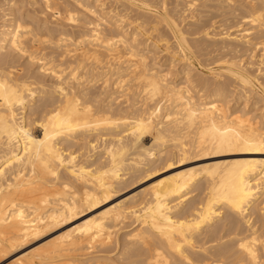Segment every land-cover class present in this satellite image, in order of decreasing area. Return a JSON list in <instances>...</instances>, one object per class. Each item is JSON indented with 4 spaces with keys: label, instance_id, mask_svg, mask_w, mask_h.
<instances>
[{
    "label": "bare ground",
    "instance_id": "bare-ground-1",
    "mask_svg": "<svg viewBox=\"0 0 264 264\" xmlns=\"http://www.w3.org/2000/svg\"><path fill=\"white\" fill-rule=\"evenodd\" d=\"M12 1H0V259L109 204L129 180L158 166L179 168L193 155L236 153L250 158L172 173L151 193L144 190L141 196L131 193L118 199L100 215L21 252L11 263L120 264L97 254L133 219L139 228L127 234L124 247L118 242L123 247L120 259L116 257L120 262L136 258L130 264H264V159L252 157L264 155V133L251 122L244 125L243 115L240 121L236 115L228 117L233 82L218 79L225 75L237 81L243 91L236 96L244 98L245 107L253 97H264V82L228 58L217 70L207 69L214 81L193 79L196 66L189 55L200 47L191 40L197 48L191 50L180 19L169 11L166 17L157 13L154 4L164 9L165 0H115L117 6L108 12L105 0H71L75 6L65 5L64 10V1L41 0L42 14L48 11L54 20L92 27L80 35L53 29L47 20L36 29L31 23L35 16L21 12L19 1ZM198 1L189 0L187 8H195ZM235 1L244 14L238 19L264 28V0H230L228 5ZM133 7L142 13L131 15ZM236 28L220 38L245 42L249 49V30ZM165 29L176 38L177 53ZM161 48L172 60L179 57L182 68L177 70L172 60L168 68L159 64L155 51L160 54ZM24 57L27 65H20ZM33 63L38 73L31 70ZM258 86L263 94L251 96ZM115 97L121 108L114 107ZM139 104L142 111L135 113ZM197 189L203 190L204 202L188 204L186 196L178 202ZM223 214L227 218L218 223Z\"/></svg>",
    "mask_w": 264,
    "mask_h": 264
},
{
    "label": "rangeland",
    "instance_id": "rangeland-1",
    "mask_svg": "<svg viewBox=\"0 0 264 264\" xmlns=\"http://www.w3.org/2000/svg\"><path fill=\"white\" fill-rule=\"evenodd\" d=\"M0 1H2V0H0ZM14 2L16 1V0H13ZM12 1V2H13ZM17 1H19L18 3H20V4H18V5H21L20 6V9H21V12L23 11V12H27V14L29 13V15H30V17H34L35 18V20H34V18L32 19V21H31V23H32V25H33V27H35L36 29L38 28L37 26H39V24L41 23V21L42 20H47V21H49V26L51 27V28H53V29H57V30H59V29H62V31H69V33L70 32H72L71 34H73V35H80V34H83V33H86V32H88L89 31V27L90 28H92L91 26H89L88 27V29H87V26H82V25H72V24H68L67 22L66 23H64L65 21H58V20H54L53 19V17L51 16V14H50V12H48V11H45V13L44 14H42L41 12H43V10H42V1L41 0H39V2H40V4L38 5H36L35 3H34V0H17ZM24 1V2H23ZM60 2L62 1H64L63 2V4H62V2H61V4H62V6H60V9H63L64 10V7H65V5L66 6H68V8L69 9H72L75 5H73L72 4V2H71V0L69 1V0H59ZM108 1V2H107ZM105 0L104 2L106 3V5H108V6H106V10H105V12H108L109 10L108 9H114L116 6H117V4H116V1L115 0ZM113 1H115V2H113ZM151 1H153V0H151ZM180 0H165V2L167 3L166 4V6H165V8L164 9H162L163 7H160L161 5H157V4H154V5H156V6H158L159 8H157L158 10H157V13L158 14H164V13H166V12H170V16L171 17H173V18H177V20H179L180 21V28H181V30H183L182 32H184L185 33V35L187 36V38H188V41L189 42H191L190 43V45H192V42L194 41L195 43H196V46H199L200 47V50L201 51H199V52H194V54H192L193 52H191V54L189 55L192 59H193V61H194V66H196V69L194 68V71H192L193 73H191V76L193 77V79H200V78H204V79H207V80H209V78H210V80L211 81H214L215 79V77H213L210 73V71H208L207 69H215V70H217L218 69V67L219 66H217L218 64H219V62L220 61H223L224 59H226V58H228L229 60H234V62H236L237 61V63H240L241 64V66L242 67H244V68H247L248 69V71L250 70L251 71V73H255V75H253L254 77L256 76V78L260 81V82H264V74L263 75H261L262 73H264V69L262 68L263 67V64L261 65V63H260V60H259V58H260V53H261V48H263L262 47V45H261V41H262V43H264V40H262V36L264 37V28H257V27H255V26H253V25H249V24H247L246 22L244 23V21L243 20H240V19H242V17H243V11H242V8H241V6L240 5H242L241 3H238V5H237V1H235V2H233V6H231V4H229L228 5V3L230 2V0L229 1H227V0H222V1H225V2H222V1H213V0H207V1H205V0H201V2H203V1H205V2H207L206 4H205V2L204 3H201V2H197V6H195V8L194 7H192L191 9H188L187 8V4L189 3V0H186V1H183V0H181L180 2H179ZM148 2H149V0H148ZM173 2H175V3H173ZM183 2H185L184 4H183ZM67 3H69V4H67ZM110 3V4H109ZM215 3V4H214ZM216 3H217V5H216ZM218 3H221L222 5H220V4H218ZM225 3L230 7V8H228V6L227 5H225ZM171 4V5H170ZM183 6H182V5ZM205 4V5H204ZM209 4H213V5H209ZM235 4H236V6H235ZM1 5V4H0ZM23 5V6H22ZM153 5V4H152ZM202 5V6H201ZM209 5V6H208ZM37 6V7H36ZM40 6V7H39ZM179 6V7H178ZM186 6V7H185ZM204 6V7H203ZM211 6V7H210ZM215 6H217V7H215ZM235 6V7H234ZM24 7V8H23ZM27 7V8H26ZM72 7V8H71ZM108 7V8H107ZM112 7H114V8H112ZM177 7V8H176ZM201 7V8H200ZM213 7V8H212ZM1 8V7H0ZM35 8V9H34ZM39 8V9H38ZM173 8V9H172ZM175 8V9H174ZM188 9V12H186L185 13V15L187 16H183L182 15V18H180V16H181V14H183L182 12H183V10H186L187 11V9ZM237 8V9H236ZM24 9V10H23ZM38 9V10H37ZM41 9V10H40ZM166 9V10H165ZM215 9V10H214ZM231 9H233L232 11H230ZM36 10V11H35ZM108 10V11H107ZM171 10V11H170ZM214 10V11H213ZM239 10V11H238ZM32 11H34V12H32ZM41 11V12H40ZM130 11H131V15H136V14H141L142 12L139 10V9H135V7H133V9H130ZM179 11V12H178ZM211 11V12H210ZM219 11V12H218ZM46 12H48L47 14H46ZM134 12V13H133ZM175 14H174V13ZM225 12V13H224ZM227 12H229V13H231V14H229V13H227ZM235 12V13H234ZM240 12V13H239ZM7 13H9V11L7 12ZM121 13H124V12H121ZM178 13V14H177ZM207 13H209L208 15H206ZM224 13V14H223ZM227 13V14H226ZM233 13V14H232ZM40 14V16H37V15H39ZM50 14V15H49ZM215 16H213V15ZM222 14V15H221ZM34 15V16H33ZM46 17H45V16ZM174 15H176V17L174 16ZM219 15V16H218ZM223 15L225 16V17H223ZM238 15V16H237ZM164 16H165V14H164ZM168 16V15H167ZM36 17H37V20H36ZM91 17V16H90ZM166 17V16H165ZM211 17V18H210ZM237 19H236V18ZM241 17V18H240ZM2 18H3V16H2V14L0 13V26H2L1 25V23H2ZM48 18V19H47ZM52 19V21H51V19ZM202 18H204V19H202ZM234 18V19H233ZM238 18H240V19H238ZM4 19V18H3ZM30 19V18H29ZM40 19V20H39ZM196 19V20H195ZM216 19V20H215ZM224 19V20H223ZM231 19H232V21H231ZM53 20H54V22H53ZM230 20V21H229ZM233 20L235 21V22H233ZM37 21V22H36ZM56 21V22H55ZM178 21V22H179ZM209 21V22H208ZM227 21V22H226ZM237 21H238V23H237ZM222 22V23H221ZM228 22H229V24H228ZM240 22V23H239ZM64 25H63V24ZM212 23V24H211ZM37 24V25H36ZM242 24V25H241ZM57 25V26H56ZM69 25H71V26H69ZM221 25V26H220ZM238 25H240L241 26V28L240 29H243V30H249V32H250V44H249V49L248 48H245L246 46H248V45H246L245 44V42H237V43H231V42H229V40H222L221 38H220V36L221 35H223V33H225V32H227L228 31V33H231L232 31H235V30H237V28H236V26H238ZM59 26H61V27H59ZM63 26V27H62ZM67 26V27H66ZM163 26V25H162ZM199 26V27H198ZM231 26V27H230ZM74 27V29H72ZM79 27V28H78ZM84 27V28H83ZM164 27V26H163ZM163 27H161V28H163ZM234 27V28H233ZM64 28V29H63ZM83 28V29H82ZM203 28V29H202ZM206 28V29H205ZM207 28H208V30H207ZM250 28V29H249ZM253 28H256V30L255 29H253ZM70 29H72V30H70ZM84 29H85V31H84ZM164 29V28H163ZM186 29H187V31H186ZM252 29H253V31H252ZM79 30V31H78ZM207 30V31H206ZM38 31V30H37ZM61 31V30H60ZM67 31V32H68ZM76 31V32H75ZM167 31V32H166ZM230 31V32H229ZM164 32H166L167 34H168V30L167 29H165V31ZM199 34H198V33ZM256 32V33H255ZM196 33V35H194ZM210 34V35H209ZM257 34V35H256ZM169 35V40H170V42H169V44L173 47V48H171V49H175V51L176 50H178V46L176 45L177 43V40H176V38L174 37V36H171V34H168ZM173 35V34H172ZM207 35V36H206ZM172 37V39L173 40H171V37ZM258 36V37H257ZM260 37V40L258 39ZM197 39V40H196ZM176 40V41H175ZM191 40H193V41H191ZM259 40V41H258ZM258 41V42H257ZM226 42V43H225ZM260 42V44H258ZM176 43V44H175ZM194 43V44H195ZM217 43H219V44H217ZM223 43V44H222ZM194 44L191 46V50L193 49L194 51L197 49L196 48V46H194ZM216 44H217V46H216ZM222 44V45H221ZM231 44H233V45H231ZM224 45H225V47H224ZM229 45H231V46H229ZM256 45V46H255ZM170 46V47H171ZM193 47H195V48H193ZM231 47V48H230ZM238 47V48H237ZM254 47V48H253ZM255 47H257L258 49H255ZM222 48V49H221ZM251 48V49H250ZM224 49V50H223ZM231 49V50H230ZM236 50V49H238V50H236L235 52L233 51V50ZM244 49V50H243ZM253 49V50H252ZM162 50H163V48H161L160 50H159V52H162ZM227 50V51H226ZM246 50V51H245ZM247 50H248V53H247ZM250 50V51H249ZM257 52H256V51ZM173 51V50H172ZM255 51V52H254ZM259 51V52H258ZM156 52V54L158 55H156L155 53V55L157 56V58H159V59H157V62H159V64H160V62H161V65H165V66H163L164 68L166 67V68H168V64H170V62H172L173 61V64L174 65H177V70H179V67H181V66H179V65H182L183 66V62H180V59H179V57H177V58H175V60H172L171 59V55H167V53L165 52V51H163L162 53H158V50L157 51H155ZM176 53H177V51H176ZM236 53V54H235ZM241 53V54H240ZM253 53V54H252ZM259 55H258V54ZM164 54V55H163ZM174 54V53H173ZM163 55V56H162ZM195 55V56H194ZM204 55V56H203ZM176 56H177V54H176ZM179 56V55H178ZM240 56H241V59H240ZM204 57V58H203ZM255 57H257V58H255ZM57 58V57H56ZM223 58V59H222ZM196 59V60H195ZM204 59V60H203ZM215 59V60H214ZM250 59V60H249ZM254 59V60H253ZM26 58L24 57V59L22 60V58H21V63H20V65H22V64H24V65H27L26 63ZM169 60V61H168ZM172 60V61H171ZM177 60V61H176ZM179 60V61H178ZM210 60V61H209ZM24 61H25V63H24ZM174 61H176V62H174ZM205 61H208V62H205ZM179 62V63H178ZM196 62V63H195ZM198 62V63H197ZM245 62V63H244ZM249 62V63H248ZM257 62V63H256ZM183 63V64H182ZM213 63V64H212ZM251 63V64H250ZM36 66H35V65ZM199 64V65H198ZM68 64H66L65 66H64V68L67 66ZM252 65V66H251ZM256 65V66H255ZM31 66H32V68H31V70L34 72V70L38 73V65L36 64V63H33V64H31ZM203 66V67H202ZM206 66V67H205ZM247 66V67H246ZM258 66V67H257ZM37 68V69H36ZM182 68V67H181ZM260 70H259V69ZM262 68V69H261ZM206 69V70H205ZM251 69H253V70H251ZM263 70V71H262ZM69 71V69L66 71V72H68ZM122 71H123V69H122ZM219 71H221V70H219ZM262 71V72H261ZM200 72L202 73V74H200ZM209 74H208V73ZM257 72V73H256ZM261 72V73H260ZM35 73V72H34ZM196 73V74H195ZM199 75H198V74ZM206 75V76H205ZM203 76V77H202ZM206 78H205V77ZM114 77H116V76H114ZM113 77V80L114 79H116V78H114ZM199 77V78H198ZM209 77V78H208ZM223 77V76H222ZM51 78H49L48 79V81H53L52 79L50 80ZM174 79V77H172V80ZM228 79V80H227ZM263 79V80H262ZM177 80V79H176ZM176 80H175V83L176 84H178L177 82H176ZM218 80H222V81H224V82H226V83H228L229 85L231 84V82H233L230 86V90H229V93L228 94H230V92H232V91H234V93L232 92L230 95V97H231V99L228 101L227 100V102H228V106H229V108H231L230 109V111H229V114H228V117H230L229 115H231V118H234L235 116L234 115H236V119H238V121H240V120H242L241 119V117H243V120H245L246 122H244L243 120H242V122H243V124L244 123H249V122H251L249 125H251L252 126V128L254 127V125H255V127L256 128H254V129H257L258 131V133H260V134H262V133H264V97L263 98H260V97H253V99H252V101L249 103V107L247 106V107H245V105H243V104H245V100H244V98H243V100H242V98L241 99H239L238 100V97L236 96L238 93H240V92H242L243 91V89H242V87L241 86H239V84L237 83V81L236 80H234L233 81V79L231 80V77H225V75H224V77H223V79L222 78H219ZM230 80V81H229ZM229 81V82H228ZM237 85V86H236ZM236 87V88H235ZM241 87V88H240ZM233 88V89H232ZM258 89V90H257ZM261 90V87H256V88H254V93H252L251 94V96H254V94H255V92L256 93H258V94H260L261 92V94H263V89ZM242 90V91H241ZM257 90V91H256ZM114 91V90H113ZM109 92H111L112 93V91H110L109 90ZM235 94V95H234ZM260 94V95H261ZM233 95H234V97H233ZM116 97L118 96V95H115ZM114 98V101H113V105H114V103H115V105H114V107H116V106H118L117 108H121V105H118V104H120V103H118V101H117V98ZM229 97V98H230ZM235 97H237V98H235ZM235 98V100H233ZM228 99V98H227ZM257 99L259 100V101H257ZM232 100V101H231ZM237 100V101H236ZM241 101V102H240ZM261 101V102H260ZM234 102V103H233ZM240 102V103H239ZM255 102H257V106L255 105ZM259 102V103H258ZM117 103V104H116ZM254 103V104H253ZM262 103V104H261ZM236 106H235V105ZM255 105V106H254ZM123 107V106H122ZM138 107V108H137ZM137 107L135 108V109H137V110H135L134 112L135 113H137V112H141L140 111V108H141V104H139V105H137ZM140 107V108H139ZM243 107H245V109L243 108ZM139 109V110H138ZM243 109V110H242ZM134 110V109H133ZM238 110H240V111H238ZM238 114H237V113ZM240 114V115H239ZM248 114V115H247ZM241 115H243V116H241ZM245 115H247V116H245ZM234 116V117H233ZM239 116H241V117H239ZM238 117V118H237ZM239 118H240V120H239ZM247 118H249V119H247ZM247 120H249V121H247ZM251 120V121H250ZM253 124V125H252ZM245 125V124H244ZM249 125H247L246 124V126H249ZM250 127V126H249ZM257 127H259V128H257ZM261 129V130H260ZM93 139V138H92ZM97 143V142H96ZM231 154V155H230ZM233 154H235V155H233ZM195 156V157H194ZM193 157H194V159L191 157V161H189L188 160V162L186 161L185 163H180V166H179V168H174L175 167V165L174 166H165V165H163V167H157L156 169H154L153 170V172H150V173H147V174H144V175H141L140 177H138V179L137 178H135V179H132V180H129V182H127L125 185H124V187H122L120 190H119V192H118V195H117V197L114 199V200H111L110 202H109V204H106V205H104V206H101V207H99L98 209H95V210H92V211H88V212H84V213H82V214H80V215H78L77 217H75V218H73L72 220H70L67 224L65 223L64 225H62V227L61 226H59V227H57L56 229H54V230H52V231H50L48 234L49 235H44V236H42V237H40V238H38V239H35V240H33V241H30L29 243H28V245L27 246H25L23 249H21V250H19V251H17V252H14V253H12V254H9L8 256L6 255V256H2L1 257V259H0V264H12L11 262H13V259H14V257H16L17 255H19V254H21V252L23 253V251L24 252H26V251H30V249L31 250H33V249H35L36 247H38V245L40 246L43 242H46V241H48V239L50 240V239H52V238H54V237H56V235L57 234H63V232H66V230H70V228L72 229H74V227H78V226H80L84 221H86L87 219H89L90 217L91 218H93V217H95V215L97 216L98 214L100 215V213H102V212H104V211H106V209L107 208H109L113 203H115V201H118V199L119 200H121V199H123V198H125V197H127V196H129V195H131V193L132 194H137V196L139 195V196H141V194L139 193V192H141L142 194L146 191V193H151L152 191H153V189H155L154 187H156L155 185H157L158 183H160V181L161 180H163L164 178H166V177H168L169 175H171L172 173H175V172H179V171H181V170H184V169H187V168H193V167H204V166H206V165H210V164H214V163H220V162H225V161H230V160H234V159H238V160H240V159H246V158H250L249 156H242V155H238V154H236V153H228L227 155L226 154H221V156L219 155V156H208V157H201V156H196V155H193ZM198 157V158H197ZM252 157H254V158H261V159H264V155H261V156H252ZM165 167V168H164ZM166 167H168V168H166ZM159 168V169H158ZM158 169V170H157ZM163 169V170H162ZM204 179H205V177L204 178H201V180L200 181H204ZM202 183V182H201ZM128 186V187H127ZM202 189V188H201ZM201 189H197V190H193V191H191L190 190V192H186L185 194H183V196L182 197H180V199L178 200V202L183 198V197H187V200L186 201H188L189 203L188 204H196L197 205V203L198 204H200V203H202V202H204V199H205V195H204V192H203V190L201 191ZM145 190V191H144ZM261 191V190H260ZM203 192V193H202ZM120 193V194H119ZM188 196H187V195ZM189 198V199H188ZM113 201V202H112ZM197 201V202H196ZM173 203H177V200L175 201V202H173ZM226 213V212H225ZM82 215V216H81ZM225 215H227L228 216V214H223V215H221V218H220V220H217V222L218 223H223L224 222V220L227 218V216H226V218L224 217ZM257 214H254L253 216L254 217H257L256 216ZM223 216V217H222ZM132 222H133V224L135 225H132ZM217 223V224H218ZM69 224V225H68ZM137 223H135L134 222V220L132 219V221L131 220H129V221H127V223H125L124 224V227H122L121 229H120V231L117 233V237H115L114 238V242L111 244V245H109L108 246V248L107 247H105V248H102L103 250H100L101 248H97V250H100L101 252H102V254L100 253V252H98V254L97 255H101V256H103L104 258H109L110 257V259L109 260H112V261H116L117 260V262L118 263H120V264H130V262L132 263L133 261H136V258L135 259H132V261L131 260H127V262H125V261H123V260H121V262H123V263H121L120 262V260H118V259H120V257L118 256V253L120 252L121 253V250H122V248L125 246V245H123L124 243L125 244H128V240L126 241V236H127V234L129 233H131L130 231H132V233H133V231L134 230H137L139 227H138V224L136 225ZM67 225V226H66ZM127 225H128V227L129 226H132V227H127ZM59 228V229H58ZM126 228H128V229H126ZM51 232H52V234H51ZM119 234V235H118ZM54 235V236H53ZM123 235V236H122ZM58 236V235H57ZM125 236V237H124ZM51 237V238H50ZM118 238V239H117ZM125 240H124V239ZM116 240V241H115ZM118 242H120L119 244L120 245H122L123 247L122 248H120V245L118 244ZM127 242V243H126ZM115 243V244H114ZM116 243H117V245H119V246H117L116 245ZM123 243V244H122ZM113 245V246H112ZM114 245H116V249H115V246ZM111 247V248H110ZM113 247V248H112ZM33 248V249H32ZM105 249H107V250H105ZM105 250V251H104ZM120 250V251H119ZM108 253H107V252ZM104 252V253H103ZM113 252V253H112ZM77 253V252H76ZM80 253V252H79ZM78 253V254H79ZM100 253V254H99ZM110 253V254H109ZM120 253H119V255H120ZM109 256V257H108ZM119 258H118V257ZM128 256V253L126 254H124V257H127ZM7 257V258H6ZM116 257L118 258V259H116ZM102 258V257H101ZM111 258H114V259H111ZM79 259H81V258H79ZM126 260V259H125ZM130 261V262H129ZM129 262V263H128ZM59 264H66V262L65 261H63V262H61V263H59Z\"/></svg>",
    "mask_w": 264,
    "mask_h": 264
}]
</instances>
